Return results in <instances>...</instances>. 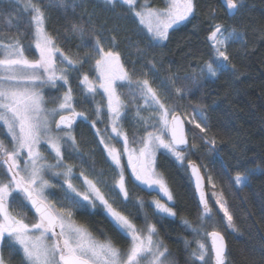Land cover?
<instances>
[{
  "label": "snow or ice",
  "instance_id": "obj_1",
  "mask_svg": "<svg viewBox=\"0 0 264 264\" xmlns=\"http://www.w3.org/2000/svg\"><path fill=\"white\" fill-rule=\"evenodd\" d=\"M102 3L113 12L124 9L153 48L169 39L170 30L190 22L197 7L196 0H164L161 8L151 6L147 0ZM221 4L229 18H235L246 7L244 0H221ZM57 5L68 6L66 0H57ZM50 6L45 0H0V264H12L17 255L20 264H177L157 227L160 221L177 216L175 195L158 169V155L171 157L190 172L189 181L194 182L199 194L197 223L181 217L185 231L193 237L183 241L189 258L185 264H228L227 242L217 229V217L227 231L236 233L234 216L223 188L216 191L213 175L189 159L201 147L215 151L217 141L208 136L206 106L182 111L179 101L188 95L190 85L216 79L229 70L235 72L229 45L239 42L246 50L245 34L236 27L228 29L214 23L213 10L207 37L212 57L193 69L184 78L186 83H178L176 75L167 77L170 88L161 92L143 70L149 66L155 69V59L147 60L137 72L135 65L145 52L137 43H131L138 60L131 61L130 71L117 37L105 35L112 30L106 24H97L94 13L84 10L77 20L64 26V40L68 34L79 39L78 51L66 54L60 44V29L49 30ZM90 72L96 75L90 78ZM74 81L82 100L93 104L94 119L76 110ZM49 104L55 106L49 108ZM78 119L93 130L109 164L108 177L93 169L90 178L83 168L76 175L75 166L67 162L65 153L69 150L81 156L74 135ZM126 122L134 129L131 137ZM98 123L103 128L97 127ZM186 125L203 134L200 143L195 134L189 139L191 129ZM228 171L224 169V174ZM258 174L264 175V167L236 171L229 176V186L243 190ZM74 180H80L81 186ZM129 181L134 188L157 195L148 203L140 196L133 199ZM206 185L213 189L214 205L209 203ZM54 187L64 193L58 203L47 195ZM117 198L123 209L131 203L137 215L143 214L140 225L131 213L126 215L114 206ZM147 207H151V215ZM76 210L102 211L126 240V246L116 247L107 236L98 240L75 220ZM29 212L34 217L32 222H26ZM97 231L104 235L102 228Z\"/></svg>",
  "mask_w": 264,
  "mask_h": 264
},
{
  "label": "trees",
  "instance_id": "obj_2",
  "mask_svg": "<svg viewBox=\"0 0 264 264\" xmlns=\"http://www.w3.org/2000/svg\"><path fill=\"white\" fill-rule=\"evenodd\" d=\"M148 1L154 7L164 6V0ZM45 2L51 4L47 10L49 30L60 29V44L66 54L72 55L78 51L76 45L79 39L68 34L67 40H64V26L77 20L86 10L90 14L94 13L97 24H106V28L112 30L106 31L105 35L117 37L119 50L123 53L127 61L126 67L130 71L133 67L131 61L138 60L135 48L130 47L131 43H137L145 52L144 57L135 65L137 72L147 60L155 59V69L149 66L143 70L148 72V78L157 88L163 84L167 85L166 78L173 75L179 76L178 83H186L184 78L212 57L207 37L210 31L209 17L213 10L216 14L214 23H220L228 29L236 27L245 34L246 50L239 42L229 45L228 51L232 63L236 66L235 72L229 70L216 79L201 81L196 86L187 82L190 91L179 103L182 105V111L186 108L188 112L199 105H205L209 121L208 136L215 137L217 141L215 151L209 152L201 147L190 155L189 159L200 165L202 171L206 168L213 175L217 183L216 191L223 188L229 209L234 216L238 229L236 233L227 231L220 222V217H217V229L224 233L227 242L228 264H264V175L252 177L249 185L243 190L229 186V176H234L236 171L243 172L257 165L264 167V33L261 32V28H264V0H244L246 7L235 18H229L221 0H196L195 17L190 22L170 30L169 39L162 46L155 48L149 46L137 22L122 8H117L115 12L106 10L102 0H66L67 7L58 6L57 0ZM12 34L15 35V29ZM24 42L27 44V40ZM89 75L92 78L96 73L90 72ZM167 88H170V85H167ZM73 93L78 101L76 110L85 111L90 119H94L93 104L82 100L75 81ZM96 100H100L99 95ZM97 127L103 128V125L98 123ZM125 128L131 137L133 127L126 122ZM187 129H191L188 132L189 139L195 134L196 142L200 143L199 136L203 134L191 125H187ZM74 135L81 156L77 157L69 150L65 153L67 162L76 167V163L84 161L94 169L100 168L105 156L90 126L78 119L74 125ZM157 166L174 192L177 211L174 220L160 221L157 227L162 240L171 245L177 264H185L188 257L181 249L180 239L191 238V234L185 231L181 217L195 225L200 208L195 201L187 172L178 166L174 159L158 155ZM224 169L229 170L228 175L224 174ZM74 171L76 174L81 169L74 168ZM54 188L55 196L60 201L63 192L59 187ZM206 190L209 203L214 205L213 189L206 185ZM133 194L143 197L146 203L150 201V195L145 191L130 192L131 196ZM146 210L151 215L150 208L147 207ZM27 218L34 219L31 212ZM74 218L95 233L99 232L97 229L102 228L104 232L121 239L123 242L119 241V244L125 243L100 210L95 213L76 210ZM152 220L156 222L155 217ZM211 230L210 227L209 231Z\"/></svg>",
  "mask_w": 264,
  "mask_h": 264
},
{
  "label": "flooded vegetation",
  "instance_id": "obj_3",
  "mask_svg": "<svg viewBox=\"0 0 264 264\" xmlns=\"http://www.w3.org/2000/svg\"><path fill=\"white\" fill-rule=\"evenodd\" d=\"M90 168H92L91 166H90ZM95 169H97V167L95 168ZM79 173H76V175H78ZM128 188H129V191H134V192H137L138 191V189H136V188H134L133 187V184H132V182L131 181H129V183H128ZM148 195H150V201L152 200V198L154 197V196H156L157 194L155 193V192H152V193H149L148 191H145ZM63 195H64V193H63ZM63 195H62V197H63ZM133 199L136 197V194H133L132 196H131ZM149 201V202H150ZM119 205V204H118ZM118 207H120L121 208V210H124L125 211V214L127 215V214H129V213H131L132 214V216L133 217H135V220H134V222L135 223H137V225H140L142 222H143V214H140V215H137V209H135L134 207H132V204H131V207H130V209H128V210H126V209H123V206H121V205H119ZM129 208V207H128ZM150 208V210L152 211V209H151V207H149ZM34 218V217H33ZM28 219V218H27ZM175 219V218H174ZM174 219H171V220H174ZM27 222H32V220H28ZM88 228V227H87ZM89 229V228H88ZM91 232H92V234H93V236L94 237H96L98 240H104V238H105V236H107L109 239H111V241H112V243L116 246V247H118V248H124L125 246H126V240H125V243H120L119 244V241L120 242H123L121 239H119V238H117V237H115L114 235H112L111 233H107V232H104V235H101V233L100 232H98V233H95V232H93L91 229H89ZM110 232V231H109ZM160 234V233H159ZM160 239H162L161 237H160ZM184 239L185 238H181L180 239V245H181V249H182V251L183 252H185L186 253V256L188 257V252L185 250V245H184V243H183V241H184ZM187 239H189L190 240V238H187ZM164 242V241H163ZM207 243H208V241H207ZM164 244L168 247V249H169V251L172 253V255H173V257L175 256V253H173V249H172V247H171V245L169 246V245H167L165 242H164ZM193 247V246H192ZM194 248V247H193ZM16 259H15V261H14V259H13V261H12V263L13 264H20V257L17 255L16 257H15ZM189 259V258H188Z\"/></svg>",
  "mask_w": 264,
  "mask_h": 264
},
{
  "label": "rangeland",
  "instance_id": "obj_4",
  "mask_svg": "<svg viewBox=\"0 0 264 264\" xmlns=\"http://www.w3.org/2000/svg\"><path fill=\"white\" fill-rule=\"evenodd\" d=\"M145 2V0L144 1H141V0H138V3H144ZM147 2L150 4V2L147 0ZM152 6V5H151ZM154 7V6H153ZM157 8H159V7H157ZM158 90H160L161 92H163L164 90L162 89V87L160 86L159 88H158ZM55 105H53V104H49L48 105V107L49 108H51V107H54ZM145 115H147V113H145ZM131 125V124H130ZM132 126V125H131ZM0 138H3V137H0ZM104 155V154H103ZM105 156V155H104ZM104 161V162H103ZM102 165H101V167L100 168H98V169H94V168H90V166H88L87 165V163L86 162H84V161H80L79 163H76L77 165H76V167L75 168H79V169H81V168H83L84 170H85V172H86V174H88V175H90V178L92 177V175H93V169L95 170V173H103L104 174V177H108L109 175H110V171H109V164H108V162L106 161V159H105V157H104V159L102 160ZM80 172V171H79ZM74 182V184H76L78 187H80L81 186V181L80 180H74L73 181ZM53 183H54V181H53ZM55 188H51L49 191H48V193H47V195L49 196V199H51L53 202H59V200L56 198V192H55V190H54ZM105 192H106V194H107V191L105 190ZM129 192H132V191H129ZM119 204V200H118V198H117V204L116 205H114V206H119L118 205ZM128 207L129 208H127L126 210H128V209H130V207H131V203L128 205ZM28 220H30V219H27L26 218V222L28 221ZM191 234V233H190ZM193 237H192V235H191V238H190V240L192 239ZM193 247H195V245L193 244L192 245ZM13 264V263H12Z\"/></svg>",
  "mask_w": 264,
  "mask_h": 264
},
{
  "label": "water",
  "instance_id": "obj_5",
  "mask_svg": "<svg viewBox=\"0 0 264 264\" xmlns=\"http://www.w3.org/2000/svg\"><path fill=\"white\" fill-rule=\"evenodd\" d=\"M186 129H187V125H186ZM195 162V161H194ZM187 163V162H186ZM196 163V162H195ZM197 164V163H196ZM188 174V177L190 175V172H187ZM191 183V187H192V190H193V194H194V198H195V201L199 207V204H198V199H199V194L195 191V187H194V182H190ZM205 190H206V186H205ZM208 243L210 244V241H208Z\"/></svg>",
  "mask_w": 264,
  "mask_h": 264
},
{
  "label": "bare ground",
  "instance_id": "obj_6",
  "mask_svg": "<svg viewBox=\"0 0 264 264\" xmlns=\"http://www.w3.org/2000/svg\"><path fill=\"white\" fill-rule=\"evenodd\" d=\"M165 88H167V85L166 84H163L162 85V89L165 90ZM188 136H189V133H188ZM206 193H207V190H206ZM208 195V194H207ZM175 258V257H174Z\"/></svg>",
  "mask_w": 264,
  "mask_h": 264
}]
</instances>
